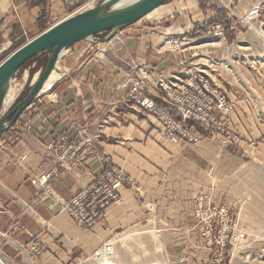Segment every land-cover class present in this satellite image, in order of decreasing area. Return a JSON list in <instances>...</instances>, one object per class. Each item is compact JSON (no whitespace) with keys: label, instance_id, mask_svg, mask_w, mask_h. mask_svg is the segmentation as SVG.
<instances>
[{"label":"crops","instance_id":"obj_1","mask_svg":"<svg viewBox=\"0 0 264 264\" xmlns=\"http://www.w3.org/2000/svg\"><path fill=\"white\" fill-rule=\"evenodd\" d=\"M87 1L0 0V50L24 35H37L43 25L44 29L48 28L76 8L83 10ZM124 42L127 45V40ZM88 47H74L60 59V72L50 80L51 84L56 81L52 88L40 94L12 128L0 136V237L2 253L9 264H72L96 251L112 236L115 238L132 227L150 225L154 220L164 229L157 225L158 229L150 228L157 237L162 231H175L182 239L195 234L194 228L192 233L187 229L194 187L185 186L182 175L175 176L181 173L177 164L184 159L187 149L171 144L146 120L127 113L120 106L122 94L116 87L124 72L119 65L122 60L137 56L121 47L113 49L111 55L96 54L84 59ZM156 52L164 51L158 48ZM174 58L169 53L168 57L160 56L155 69L150 71L154 66L150 58L139 55L152 92L159 79L179 70L178 59ZM167 68L170 71L163 72ZM247 107L244 102L242 108L246 112ZM237 114L236 118L244 122L243 113ZM86 115L89 120L85 121ZM85 124L88 134L98 136L94 151L84 161H73L71 171L50 182L54 195L61 201L71 199L102 170L104 161L109 160L140 189V193L122 189V206L109 207L104 224L90 229L77 226L51 196L37 197L32 183L33 176L54 164L55 158L46 150V144L64 133L77 138V126ZM214 145L203 140L192 150L217 160ZM143 221L146 223L139 224ZM17 222L22 228H12ZM37 240L44 247L40 256L31 253V243Z\"/></svg>","mask_w":264,"mask_h":264},{"label":"rangeland","instance_id":"obj_2","mask_svg":"<svg viewBox=\"0 0 264 264\" xmlns=\"http://www.w3.org/2000/svg\"><path fill=\"white\" fill-rule=\"evenodd\" d=\"M98 1L88 0L82 7L90 5L83 10L94 6ZM254 5L259 7L257 17L247 20L245 15ZM76 10L78 11V8L71 12H77ZM212 27L218 30H210ZM253 27L264 28V0H165L138 22L123 29L108 43L95 45L80 41L71 47L72 52L74 47L78 49L89 46L84 59L93 58L96 54L111 55L113 49L121 47L132 50L138 58L124 59L121 64L117 60L119 68L124 72L121 79L135 64H142L139 55L150 58V63L154 65L152 69L148 67L150 71L155 69V64L162 55L168 57L169 53L172 58L177 57V63L181 58L183 62L178 63L177 73H171L159 80L173 81L177 77L185 79L195 72L208 76L226 91L232 104L233 130L244 135V145L223 147L215 139L203 136L200 121L186 119V125L197 130L202 138L197 143L173 144L167 139L165 127L159 118L154 114L133 109L131 104L127 103L124 92L116 87V91L122 94L121 108L137 118L146 120L171 144L187 149L184 150V159L177 164L181 173L175 176L182 175L184 185L194 187L191 196L193 207L188 217L191 221L187 229L191 232L194 228L195 234H192L193 237L182 239L180 233L162 231V236L160 233L156 237L155 231H149L150 228L158 229L157 225L164 229L158 220H154L150 225L132 227L134 229H129L131 232L122 233L115 238L112 236L96 251L73 261L72 264H264V43L257 37ZM42 28L46 29L44 25ZM106 34L107 32H104L96 37H104ZM31 38L32 36L24 35L16 42L8 44L0 54V61ZM121 39L123 41H120ZM124 40H127V45H124ZM174 40L183 43L180 53L171 50ZM216 40L221 41L220 46L196 47L204 42ZM158 48H163L164 52L158 54ZM47 59V54L39 55L14 73L3 88L7 90L6 94L13 90L14 97L5 106L6 95L4 96L1 116L27 95ZM170 69H164L163 72L166 73ZM136 70L140 75H146V72H142V66ZM159 71L161 74L162 70ZM135 72L132 74L137 76ZM147 87L155 99L158 98L155 95H164L162 87L157 83L155 89L153 88L156 93L152 92L149 84ZM244 102L248 104L247 112L242 108ZM238 111L244 114V122L236 118ZM84 120H89V115H86ZM77 128L87 130L88 125H78ZM203 140L215 144L217 160L193 152V147ZM95 143L96 141L90 144V150L94 151ZM73 145L75 148L79 147L77 151L74 149L75 155L78 156L84 147L80 141ZM106 162L104 161V166ZM112 164L119 168L115 163ZM119 169L124 176L130 178ZM133 183L136 184L135 181ZM136 185L137 189L133 190L140 193L139 186ZM125 188L132 189L126 186L120 191ZM119 196L122 200L121 194ZM104 222L96 224L103 225ZM74 223L86 229L96 225L85 227L75 221ZM145 223L143 221L139 224ZM134 230L138 232H133ZM166 236L168 238H165ZM109 242H112L114 256L106 257L102 249ZM108 257L110 259H107Z\"/></svg>","mask_w":264,"mask_h":264},{"label":"built area","instance_id":"obj_3","mask_svg":"<svg viewBox=\"0 0 264 264\" xmlns=\"http://www.w3.org/2000/svg\"><path fill=\"white\" fill-rule=\"evenodd\" d=\"M258 11L259 7L254 5L253 9L246 13L245 18L250 20L257 17ZM215 29L218 30V28ZM182 46L183 43L175 41L171 44V50L180 53ZM182 62L180 58L178 63L182 64ZM141 66V64H135L132 70L120 80L117 88L124 92L127 103L131 104L133 109L154 114L159 118L165 127L164 133L171 143L177 145L197 143L202 138L197 130L186 125L185 120L191 119L202 123L204 137L215 139L223 147L244 145V135L237 134L233 130L232 104L226 91L212 82L208 76L195 72L185 79L177 77L173 81L159 80L157 84L162 87L164 95H155L158 97L155 99L147 90L149 80L145 77L146 75L135 72L136 68ZM132 72H135L137 76ZM143 75L144 77H141ZM97 137V135L88 134L85 128H79L77 138H73L74 140L69 133L50 140L46 144V150L54 156V164L49 170L32 178L37 197L51 196L78 225L85 227L104 222L107 208L112 204L117 206L122 204L119 196L121 188L129 186L134 190L137 189V185L130 178L128 179L119 168L107 161L100 173L71 199L61 201L54 195L50 182L65 171H71L73 161H81L86 158V155L88 157L92 153L90 144L94 143ZM78 141L84 150L77 156L75 152L79 147L75 148L73 143L76 144ZM12 228H22V224L14 223ZM2 245L3 240L0 237V264H9L2 253ZM43 248L40 241H32L31 251L35 255L43 254Z\"/></svg>","mask_w":264,"mask_h":264},{"label":"water","instance_id":"obj_4","mask_svg":"<svg viewBox=\"0 0 264 264\" xmlns=\"http://www.w3.org/2000/svg\"><path fill=\"white\" fill-rule=\"evenodd\" d=\"M165 0H99L94 6L72 13L54 22L48 28L28 39L0 61V111L7 90H3L14 73L33 57L47 54L44 68L38 73L27 95L0 115V136L16 123L20 114L40 95L55 84L44 87L52 71L59 72L58 59L71 53V47L87 41L108 43L123 29L135 24L156 9ZM107 32L104 37H96ZM4 49L0 50V54Z\"/></svg>","mask_w":264,"mask_h":264},{"label":"bare ground","instance_id":"obj_5","mask_svg":"<svg viewBox=\"0 0 264 264\" xmlns=\"http://www.w3.org/2000/svg\"><path fill=\"white\" fill-rule=\"evenodd\" d=\"M88 5H90V4H88ZM87 5V6H88ZM77 12H79V10L77 11ZM74 13H76V12H74ZM253 30H254V32H255V34L257 35V37L261 40V42H263L264 43V28H261V27H253ZM175 41V40H174ZM220 44H221V41L220 40H216V41H208V42H204V44H202V45H199V46H196L197 48H200V47H213V46H220ZM59 60L60 59H58L57 60V62H56V66H57V68L59 69V66L60 65H58V62H59ZM136 62V61H135ZM60 70V69H59ZM60 72V71H59ZM59 72H56V71H52V73L50 74V76L48 77V80L46 81V83L44 84V87L46 86V85H50L51 83H50V80H51V77H53L54 75H56L55 73H59ZM204 72V71H203ZM158 74V73H157ZM37 77H38V75H37ZM37 77H36V79H37ZM35 79V80H36ZM13 97H14V91L13 90H10V91H8L7 92V94H6V96H5V98H4V100L6 101L5 102V106L7 105V102H10L12 99H13ZM129 235H124V237H128ZM123 237V238H124ZM157 237V236H156ZM119 239V238H118ZM103 251H104V256H106L107 257V255L109 256H114V248H113V246H112V242L110 243H107V244H105V246L103 247V249H102ZM99 254H101L102 255V252L101 251H99ZM112 258V257H111ZM107 259H110L109 257L107 258Z\"/></svg>","mask_w":264,"mask_h":264},{"label":"trees","instance_id":"obj_6","mask_svg":"<svg viewBox=\"0 0 264 264\" xmlns=\"http://www.w3.org/2000/svg\"><path fill=\"white\" fill-rule=\"evenodd\" d=\"M19 45H20V44H18V46H19ZM36 57H38V56H36ZM36 57H33L32 59L28 60L25 64H27L29 61L33 60V59L36 58ZM25 64H24V65H25ZM24 65H22L21 67H23ZM21 67H20V68H21Z\"/></svg>","mask_w":264,"mask_h":264}]
</instances>
